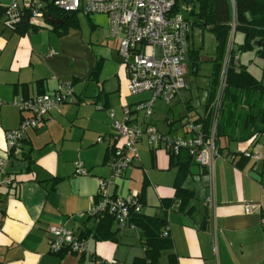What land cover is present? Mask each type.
<instances>
[{"label":"crops","instance_id":"crops-1","mask_svg":"<svg viewBox=\"0 0 264 264\" xmlns=\"http://www.w3.org/2000/svg\"><path fill=\"white\" fill-rule=\"evenodd\" d=\"M198 5V0H185L183 10L194 16L192 22L186 17L190 24L197 20L191 9ZM79 11L75 26L64 34L53 30L46 17L36 21L37 30L24 34L5 28L0 20V157L5 156V132L17 128L25 116L12 105L13 100L50 93L61 82L72 85L75 98L50 111L37 128L28 129L22 153L8 161L5 169L14 182L0 194V264H91L93 257L132 264L143 257L139 229H120L114 221L116 240L82 236L86 251L81 256L50 252L46 229L62 225L81 236L92 226L86 212L97 200L99 179L110 174V144L97 141L111 132L108 111L122 121L126 107L131 123L172 136H189L183 124L187 118L201 128L207 123L208 106L215 95L216 45L213 51L190 50L189 33L186 75L191 67L196 75L207 73L206 65H210L207 84L185 80V88L171 102L156 99L151 115L145 118L134 106L148 100L151 93L129 94L107 16ZM236 34L238 45L243 35L235 33L234 39ZM246 54L247 65L241 60ZM255 57L261 60L255 51L241 53L240 64L260 80L262 61L257 64L259 73L249 68ZM238 94L240 98L227 103L222 119L218 144L225 155L214 161L213 217L204 202L209 194L205 169L194 161L176 164L162 146L152 148L145 138L136 144L137 158L131 167L108 188L113 196L143 193L138 212L166 219L164 229L172 245L160 252L155 264H264L259 213V208L264 209V154L260 152L264 144L262 136H256L264 127V93ZM249 153H259L262 160H254ZM78 160L86 175L74 173ZM179 180L181 187L192 192L185 203L175 197ZM196 197L199 204L194 202ZM248 204L258 207L247 213Z\"/></svg>","mask_w":264,"mask_h":264},{"label":"built area","instance_id":"built-area-1","mask_svg":"<svg viewBox=\"0 0 264 264\" xmlns=\"http://www.w3.org/2000/svg\"><path fill=\"white\" fill-rule=\"evenodd\" d=\"M176 2L179 9L174 10ZM233 5L234 0H230ZM4 7L2 25L12 29L24 12H29L30 20L36 23L45 18L47 5L64 13H76L79 10L87 13H99L107 16L109 34L118 43V56L127 76V90L130 95L150 92L148 100L135 104V111H143L145 118L152 113L153 103L160 99L165 103L171 102L185 88L186 64L184 57L188 51V36L190 22L182 13L185 0H0ZM234 28L232 27L226 52L222 62L215 96L209 106L210 125L204 131L200 125L191 119L185 120L184 127L189 136H172L163 134L151 126H138L131 123L129 109L125 108L122 121L111 119V132L98 137V142L108 141L111 152L108 165L110 176L100 178L96 191L97 200L92 203L86 216L107 214L113 218L116 225L122 229L126 226L135 229L130 221L133 213L140 210L139 194H129L124 197L113 196L108 188L116 177H121L137 158L136 144L142 138L152 147L162 146L169 154H178L185 150L194 162L202 166L208 178L209 194L205 198L206 206L213 215V170L217 157L224 156L217 145V126L221 118L224 90L226 87L227 71L230 64L237 63L238 54L233 52ZM74 91L69 82H61L50 93H40L31 97L15 99L12 105L17 107L25 116L19 126L5 132V156L0 157V192L11 186L13 178L6 172L10 157L22 153L23 143L27 139V131L37 128L44 123L45 116L62 104L73 102ZM2 103L0 102V107ZM264 137V130L256 136ZM120 140L121 143H120ZM254 160H262L259 153L246 154ZM76 175H86L82 161L75 162ZM1 194V193H0ZM258 206L248 204L245 211L250 213ZM260 210V208H259ZM213 217V216H212ZM264 224V216L260 218ZM49 251L81 256L86 251L85 239L73 230L62 225H49L46 229ZM165 229L161 235L166 236ZM92 264H122L117 259H101L95 257Z\"/></svg>","mask_w":264,"mask_h":264},{"label":"trees","instance_id":"trees-1","mask_svg":"<svg viewBox=\"0 0 264 264\" xmlns=\"http://www.w3.org/2000/svg\"><path fill=\"white\" fill-rule=\"evenodd\" d=\"M43 1L48 2V0ZM198 1V8L191 9V12L197 17V20L194 21L193 24H196L203 29L206 28L213 34L216 41L218 61L214 65L215 71L213 73V81L216 84L215 92L232 27L234 28V34L241 33L243 35L241 43H239L236 48L234 45L232 47L233 52L238 54L239 58L237 63L232 62L230 64L227 71L221 118L216 133V142L219 147L218 139L220 136L222 119L227 109V103L232 102L233 99L240 98L238 92L241 91L264 93V85H262V80H264V0H234L233 5L229 2L230 0ZM177 9H179V2H176L174 7L175 11ZM4 10V7L0 5L1 21L4 15ZM46 14L60 17L62 19L61 24H54L52 26V29L57 31L58 34H64L69 28L74 27L76 24L74 19L75 13H64L47 5L45 15ZM38 27L39 26L35 23L31 22L29 12H24L20 21L13 26L11 30L18 34H24L35 31ZM249 51H255L262 61V78L260 80L255 79L240 64V54ZM98 70L99 63L94 67V76L97 74ZM209 106L207 123L206 126H203L202 128L204 131H206L210 125ZM261 119H264V109H261ZM262 130H264V127L260 128L256 134L258 135ZM219 150L222 152L220 147ZM170 157L172 159L174 158L176 164L180 165L194 161L185 150H181L178 154H170ZM180 181L181 180L178 182L176 181L175 197L179 198L181 203H185L192 197V192L181 187ZM143 198V193H140L139 199L141 203H143ZM259 213L260 217L264 216V209L261 208ZM87 218L93 220V224L91 227L87 228V230L82 232L81 236L84 238L90 236L96 241L116 240V231L112 229L113 218L111 216L102 214L95 216L94 218ZM130 221L137 229H139L144 248L143 257L135 258L132 264H155L160 257V252L163 249L170 248L172 245L169 233L166 236L161 235L165 230L164 228L167 227L166 219L136 212L132 214ZM262 233H264V224H262ZM94 258L95 257L91 259V264ZM81 261L83 260L81 259Z\"/></svg>","mask_w":264,"mask_h":264},{"label":"rangeland","instance_id":"rangeland-1","mask_svg":"<svg viewBox=\"0 0 264 264\" xmlns=\"http://www.w3.org/2000/svg\"><path fill=\"white\" fill-rule=\"evenodd\" d=\"M80 13H83V14H86V15H94L95 13H87L86 11H79ZM182 13L184 14L185 17H188L189 20L192 22L194 20V16L192 17L189 12L185 11V10H182ZM80 15V14H79ZM82 15V14H81ZM80 20H82V16L79 17ZM193 18V19H192ZM7 32V31H6ZM5 32V33H6ZM237 39H238V35L236 34V37L234 39V47L236 48L237 47ZM215 38L213 36V34L211 32H209L208 30L206 29H203L201 28L200 26L196 25V24H190V50H201L202 52H205V51H213L214 48H215ZM247 55H242L241 56V60L243 62H245V64L247 65L248 62L246 60L247 58ZM252 55V54H250ZM253 57V56H252ZM186 64L188 62V57H186ZM121 61V60H120ZM261 63V60H259L258 58H254L253 59V63H251L249 65V68H250V71H252L253 73L257 74L259 73L258 72V69H257V64ZM201 64V63H200ZM122 65V64H121ZM206 67L208 68V71L207 73H204V74H195L194 73V70L195 68L194 67H191L190 68V73H188L186 76H185V80L186 81H197L198 83L202 84L201 86L203 85H206L207 84V81L209 80V72H210V65H206ZM257 69V70H256ZM260 75V74H259ZM134 96V95H132ZM163 104V103H162ZM167 105V104H166ZM126 108V107H124ZM112 112V111H108V116H109V113ZM143 112V111H142ZM143 117H145V114L144 112L142 113ZM130 116V115H129ZM110 118V117H109ZM123 119V117H122ZM121 119V120H122ZM122 140H120V143H121ZM261 145L264 144V137H261ZM259 151L258 149H255V152ZM261 154H264V151H260ZM132 165V164H131ZM109 166V165H108ZM131 167V166H130ZM110 169V167H109ZM110 173H111V169H110ZM110 176V174H109ZM107 176V177H109ZM262 177H264V174H262ZM119 177H116L115 179H117ZM130 194H133L132 192ZM135 194V193H134ZM199 197H196L194 199V202H197L196 204H199Z\"/></svg>","mask_w":264,"mask_h":264},{"label":"water","instance_id":"water-1","mask_svg":"<svg viewBox=\"0 0 264 264\" xmlns=\"http://www.w3.org/2000/svg\"><path fill=\"white\" fill-rule=\"evenodd\" d=\"M45 17H46L47 21H48L50 24H52V25H54V24H59V23L62 22V19H61V18H59V17H55V16H52V15H49V14H46Z\"/></svg>","mask_w":264,"mask_h":264}]
</instances>
